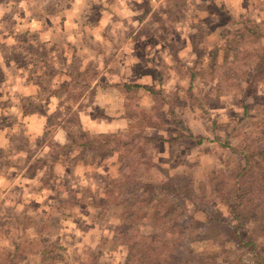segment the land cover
Segmentation results:
<instances>
[{"label": "rangeland", "instance_id": "374dc122", "mask_svg": "<svg viewBox=\"0 0 264 264\" xmlns=\"http://www.w3.org/2000/svg\"><path fill=\"white\" fill-rule=\"evenodd\" d=\"M48 1H53L48 8L52 13L45 12L43 5ZM119 1L78 0L72 12H65L72 9L71 0H0V245L8 242L6 236L14 229V220L6 217L8 210L18 214L26 209L37 218L41 212L47 213L49 206L57 205V197H68L69 203L60 211L50 212L43 233L59 238L69 264H78L88 249L101 250L103 259L111 264L123 261L125 249L112 247L106 240L117 223L114 203L119 198L105 197L98 177L115 172L114 156L93 161V152L78 155L74 145L59 150L61 135L69 142L81 136L60 126L61 113L51 122L46 120L45 136L44 132L32 136L27 128L28 118H46L57 108L64 111V96H54L52 89L67 82L70 72L85 71L94 78L75 108L79 115L97 119L98 129L124 128L123 96L113 84L139 83L140 105L153 106L166 124L147 130L157 139L147 146L148 153L170 173L190 168L195 183L207 181L211 170L238 165V155L222 143L234 144L241 132L264 122V80L258 83L257 92L242 82L244 91L228 89L216 97L215 81L196 79L189 91L186 77V68L195 61L206 63L221 42L222 31L246 19L264 22V0H189L190 5L186 0ZM221 55L219 51V62ZM24 79L39 82L38 90L24 92ZM243 103L250 105L247 115ZM211 121L228 127L212 129ZM177 136L180 138H174ZM47 140L52 142L51 148ZM19 144L28 152L18 149ZM64 154L74 159V164L89 162L84 180L75 182L76 187L70 188L73 181L58 172ZM50 170L53 175L49 178ZM39 186L44 187L42 191ZM96 198L105 206L92 205ZM192 198L200 208L219 213L223 229L229 233L227 240L204 239L187 245L192 252H213L216 264H227L235 253L249 255L238 243L239 235L256 240V250L264 253L255 223L235 232L226 205L212 194L200 200L194 192ZM76 199L89 202V207L75 205ZM35 227L23 230L24 236L34 235ZM141 227L149 230V221L141 222ZM163 235L168 240V235ZM24 264L41 263L37 255L28 254Z\"/></svg>", "mask_w": 264, "mask_h": 264}, {"label": "trees", "instance_id": "16d2710c", "mask_svg": "<svg viewBox=\"0 0 264 264\" xmlns=\"http://www.w3.org/2000/svg\"><path fill=\"white\" fill-rule=\"evenodd\" d=\"M52 3L48 1L43 5L45 12ZM220 38L221 42L214 46L204 65L195 61L186 68V77L190 82L188 90L192 89L193 81L199 79L216 82V97L224 95L228 89L244 91L242 82L257 92L258 83L264 80V22L246 19L239 26L222 31ZM219 51L222 54L220 62ZM85 74V71L70 72L67 82L52 89L53 95L62 94L66 103L64 111L57 108L46 115V120L51 122L55 114L61 113L60 126L66 131L81 134L78 141L62 144L59 150L74 145L78 148V155L93 152V161L96 157L101 161L114 156L115 172L98 177L104 187V196L119 198L114 203L117 223L106 240L112 247L122 246L125 249L121 264H216L217 257L213 252L194 253L187 247L204 239L221 241L229 238V233L223 229L220 214L200 208L193 201L194 192L199 193L200 200L212 194L226 205L235 222V232L250 222L255 223L256 237L264 242V122L241 132L234 144L227 140L222 143L238 155V165L211 170L207 181L195 183L190 168L170 173L148 153L147 146L157 139L147 130L164 128L166 124L153 106L147 108L140 105L139 83L122 81L113 84L123 96L122 116L127 120L124 128L97 134L84 130L75 105L94 80ZM249 106L242 104L246 115ZM211 125L212 129L228 127L227 123L215 121H211ZM201 142V138L196 140L197 144ZM46 144L49 148L53 145L49 140ZM17 148L28 152L23 144L17 145ZM98 163L95 162L96 165ZM52 175L50 170L48 177ZM43 188L39 186L38 189ZM66 203L69 199L57 197V205L49 206L47 213L41 212L37 218L27 213L26 209L18 214L8 210L6 217L14 220V229L6 236L8 242L0 245V264H24L28 254L37 255L41 264H69L59 238L51 239L43 233L50 212L60 211ZM92 205L99 208L105 206L95 200ZM145 220L149 221V230L141 227V222ZM33 226H36L35 234L24 236L23 230ZM163 234L168 235V240ZM237 241L248 250L249 255L235 253L227 264H264V253L256 250V240H245L238 235ZM102 256L101 250L88 249L85 258L80 259L78 264H111Z\"/></svg>", "mask_w": 264, "mask_h": 264}, {"label": "crops", "instance_id": "0c3cea01", "mask_svg": "<svg viewBox=\"0 0 264 264\" xmlns=\"http://www.w3.org/2000/svg\"><path fill=\"white\" fill-rule=\"evenodd\" d=\"M159 1H161V0H159ZM186 2H187L188 5H190L189 4L190 3L189 0H186ZM76 3H78V0H71V2H68V4H70V6H73L72 9L71 8L70 9H65L64 11L66 12L67 10H70L72 12V10L74 9ZM119 4H126V2H125V0H120ZM57 12L58 11H56V13ZM34 79H35V77H34ZM24 80H25L24 82L22 81L24 83V85L22 87L24 92L32 93V92H36L38 90L39 82L36 83L33 79L32 80L24 79ZM121 117H122L121 119H123V121H124V124L122 125V127L123 126L125 127V125L127 123V120L123 116H121ZM79 119H80L81 127L84 130H86V131H88L90 133H94V132L95 133H99V132L101 133V132L113 131V130H111L108 127L104 128V129L96 128L100 124L97 119L93 120L91 117H86L84 115H79ZM102 123H104V124H106L108 126L110 125L109 123H105L103 121H102ZM45 127H46V118H44V116L41 115L40 117H36V115H35V116L31 117L30 119L28 118L27 128L29 130V133L32 136H37V135L43 134V132L45 130ZM60 142L63 143V144H69L70 143L69 139L65 138V135H61L60 136ZM63 156L65 157L64 158V163L58 164V168H59L58 172H62L63 173V177L65 179L73 181V183L70 186V188L71 187H76L77 184L75 185V182H82L84 180L85 173L88 171L87 168L89 167V165L87 163H85L84 161L83 162H77V163L74 164V159L67 158L69 156H67L65 154ZM76 197L78 198L79 195H76ZM64 199L67 200L68 197L64 198ZM96 200L101 202L99 198H96ZM76 201H77V203L75 202L74 203L75 205H78V204L82 205L83 204V202L81 203L78 199H76ZM84 204H86V206H88V207L90 205L89 202H84ZM92 225H93V228H94V223Z\"/></svg>", "mask_w": 264, "mask_h": 264}]
</instances>
